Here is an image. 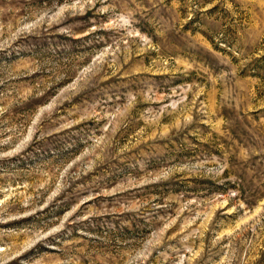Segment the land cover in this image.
I'll use <instances>...</instances> for the list:
<instances>
[{"label": "rangeland", "instance_id": "1", "mask_svg": "<svg viewBox=\"0 0 264 264\" xmlns=\"http://www.w3.org/2000/svg\"><path fill=\"white\" fill-rule=\"evenodd\" d=\"M0 264H264V0H0Z\"/></svg>", "mask_w": 264, "mask_h": 264}]
</instances>
